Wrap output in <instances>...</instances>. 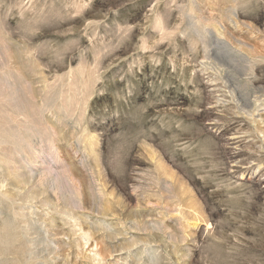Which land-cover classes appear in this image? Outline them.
<instances>
[{"label":"rangeland","instance_id":"obj_1","mask_svg":"<svg viewBox=\"0 0 264 264\" xmlns=\"http://www.w3.org/2000/svg\"><path fill=\"white\" fill-rule=\"evenodd\" d=\"M0 264H264V0H0Z\"/></svg>","mask_w":264,"mask_h":264},{"label":"bare ground","instance_id":"obj_2","mask_svg":"<svg viewBox=\"0 0 264 264\" xmlns=\"http://www.w3.org/2000/svg\"><path fill=\"white\" fill-rule=\"evenodd\" d=\"M260 116V115H259Z\"/></svg>","mask_w":264,"mask_h":264}]
</instances>
